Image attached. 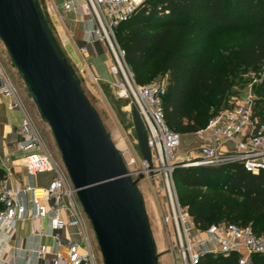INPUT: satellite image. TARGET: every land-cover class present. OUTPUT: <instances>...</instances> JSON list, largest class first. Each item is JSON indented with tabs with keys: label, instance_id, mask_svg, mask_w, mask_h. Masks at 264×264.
<instances>
[{
	"label": "built area",
	"instance_id": "1",
	"mask_svg": "<svg viewBox=\"0 0 264 264\" xmlns=\"http://www.w3.org/2000/svg\"><path fill=\"white\" fill-rule=\"evenodd\" d=\"M146 1L63 0L62 9L91 20L89 36L79 48L80 54L86 57L87 44H103L111 58L109 72L113 81L110 86L118 97L129 98L138 111L151 152L153 168L148 171H157L164 181L168 211L163 222L173 227L181 264H199L205 254H236L238 264H250L253 254L264 253V235H256L250 226L235 223L211 224L206 229H198L187 209L179 204L173 171L187 165L173 160V152L180 144V134L165 121L163 97L166 80L148 85L137 83L115 34L116 26ZM53 9L54 5H49L46 11ZM75 73L79 80L82 78L91 84L102 82L86 59L81 67H76ZM0 95L9 100L12 108L21 111L16 147L23 153L29 178L27 182L14 183L8 171L0 178V228L11 232L20 220L30 219L35 224L38 220L47 219L57 248L51 264H97L86 216L76 201V190L47 149L1 64ZM253 102L252 96L248 95L238 104L214 113L206 126L197 132L203 143L198 160L189 166L237 164L250 173L264 170V123H259L253 116ZM117 149L120 153L126 150L125 147ZM141 161L145 164L143 159ZM124 163L132 176L135 161L124 160ZM38 178H42L43 183L35 181ZM67 228H75L79 239L66 237L63 232ZM32 232L42 234L35 225ZM59 247L65 248V256ZM47 251V247L41 244L36 254L41 257Z\"/></svg>",
	"mask_w": 264,
	"mask_h": 264
},
{
	"label": "trees",
	"instance_id": "2",
	"mask_svg": "<svg viewBox=\"0 0 264 264\" xmlns=\"http://www.w3.org/2000/svg\"><path fill=\"white\" fill-rule=\"evenodd\" d=\"M220 33L235 34V41L226 54L212 56L202 42ZM115 34L139 84L166 77L167 125L176 132H198L219 111L209 113L220 107L239 70L264 63V0H147ZM253 116L264 123V91L257 92ZM4 174L0 168V178ZM173 179L198 229L235 223L264 235V170L187 166L175 168ZM199 264L238 262L236 254H205ZM250 264H264V253L253 254Z\"/></svg>",
	"mask_w": 264,
	"mask_h": 264
},
{
	"label": "water",
	"instance_id": "3",
	"mask_svg": "<svg viewBox=\"0 0 264 264\" xmlns=\"http://www.w3.org/2000/svg\"><path fill=\"white\" fill-rule=\"evenodd\" d=\"M0 39L48 123L103 264H158L144 200L121 153L84 94L37 0H0ZM146 170L153 168L144 124L132 108Z\"/></svg>",
	"mask_w": 264,
	"mask_h": 264
},
{
	"label": "rangeland",
	"instance_id": "4",
	"mask_svg": "<svg viewBox=\"0 0 264 264\" xmlns=\"http://www.w3.org/2000/svg\"><path fill=\"white\" fill-rule=\"evenodd\" d=\"M37 1L41 11L43 12L45 21L54 35L51 28L52 26L47 17L46 8L48 5L46 4V0ZM54 37L57 40L55 35ZM234 41L235 34L230 35L228 33H220L213 36L210 40L202 42V47L204 48L206 46V49L212 56L223 55L228 52L229 47L233 45ZM66 60L76 70L75 65H73L67 57ZM0 64L6 75L15 86L25 109L41 134L47 149L52 154L58 166L63 168L66 172L51 129L48 123L40 116L24 80L14 66L1 39ZM165 79L166 77L164 75H159L145 85L156 84L164 81ZM80 83L84 94L99 114L104 128L111 137L113 143L115 145L121 144L125 147L126 150L121 152L123 159L128 161L133 159L135 161V164H133L132 179L138 180L140 173L144 174V178L137 181V187L144 200L150 228L156 245L158 264H181L180 256L177 252L174 230L163 222V216L168 211V200L165 192L164 181L157 171L154 172L146 170V165L141 161L142 156L139 152L138 143L136 141L137 138L132 120L133 106L130 99L118 97L114 88L108 84H103L101 82L99 84H91L82 78L80 79ZM263 91L264 63L253 69H240L238 74L233 78L232 86L224 92V99L220 107H212L209 113L216 111L215 109L221 110L232 107L241 102L248 95H251L252 98L255 99L257 92ZM178 133L180 134V144L173 152V160L177 162L181 161L182 164L189 166L190 163L198 160L202 139L199 135H197V132ZM190 191L192 190H186V193ZM176 192L180 206L187 209V206L181 201L179 189H177V187ZM201 192L202 194H209V191L206 190H201ZM76 201L81 207L77 198ZM85 222L88 228V234L91 236L96 262L97 264H103L95 234L87 217H85Z\"/></svg>",
	"mask_w": 264,
	"mask_h": 264
},
{
	"label": "crops",
	"instance_id": "5",
	"mask_svg": "<svg viewBox=\"0 0 264 264\" xmlns=\"http://www.w3.org/2000/svg\"><path fill=\"white\" fill-rule=\"evenodd\" d=\"M46 4L54 5V9L47 12V17L65 56L75 67H81L86 59L102 79L101 83L110 85L113 76L109 72L111 58L106 47L99 42L87 44L88 53L85 58L79 52V48L88 39L91 20L79 13L64 12L63 0H46ZM21 118V111L12 108L9 100L0 95V168L10 172V180L14 183L29 180L23 153L16 147ZM35 181L43 183L42 178ZM34 225L37 230H42V234H33ZM167 225L173 230L170 224ZM63 234L73 240L79 239L75 228H67ZM41 244L48 251L38 257L36 250ZM56 249L47 219L38 220L35 224L30 219L20 220L11 232L0 228V264H51ZM59 250L65 256V248L59 247Z\"/></svg>",
	"mask_w": 264,
	"mask_h": 264
},
{
	"label": "bare ground",
	"instance_id": "6",
	"mask_svg": "<svg viewBox=\"0 0 264 264\" xmlns=\"http://www.w3.org/2000/svg\"><path fill=\"white\" fill-rule=\"evenodd\" d=\"M117 148H124L123 145L119 144V145H116Z\"/></svg>",
	"mask_w": 264,
	"mask_h": 264
}]
</instances>
